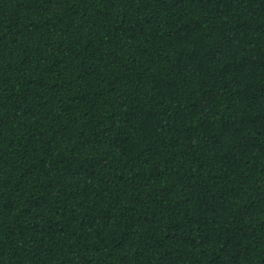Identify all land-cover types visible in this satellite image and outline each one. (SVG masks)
I'll use <instances>...</instances> for the list:
<instances>
[{"label":"trees","instance_id":"trees-1","mask_svg":"<svg viewBox=\"0 0 264 264\" xmlns=\"http://www.w3.org/2000/svg\"><path fill=\"white\" fill-rule=\"evenodd\" d=\"M0 264H264V0H0Z\"/></svg>","mask_w":264,"mask_h":264}]
</instances>
